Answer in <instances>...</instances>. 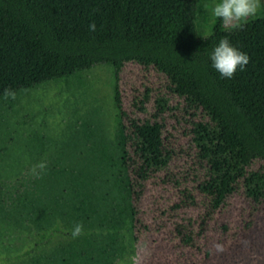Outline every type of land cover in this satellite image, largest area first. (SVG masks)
<instances>
[{
  "label": "trees",
  "instance_id": "trees-1",
  "mask_svg": "<svg viewBox=\"0 0 264 264\" xmlns=\"http://www.w3.org/2000/svg\"><path fill=\"white\" fill-rule=\"evenodd\" d=\"M196 7L197 0H0L1 105L45 84L82 82L99 66L113 78L108 135L85 118L81 133L72 127L60 145L37 141L50 149L39 177L29 162L16 179L0 168V221L34 227L42 242L60 234L97 245L92 261L103 264L104 246L144 226L140 201L153 177L173 178L179 195L199 193L211 209L236 191L264 196V12L233 30L214 19L200 37ZM221 36L249 56L230 79L208 58ZM127 63L162 76L160 93L145 91L124 107L118 79ZM76 223L82 230L73 237Z\"/></svg>",
  "mask_w": 264,
  "mask_h": 264
},
{
  "label": "rangeland",
  "instance_id": "rangeland-1",
  "mask_svg": "<svg viewBox=\"0 0 264 264\" xmlns=\"http://www.w3.org/2000/svg\"><path fill=\"white\" fill-rule=\"evenodd\" d=\"M213 3L197 0L193 10L200 37L211 29L214 18L208 9ZM263 12L261 0L255 16ZM81 79L45 84L19 95L11 105L0 104V168L7 167L12 179L27 170L23 164L48 159L50 149L41 150L38 140L60 145L72 127L81 133L85 118H94L106 135L111 131V72L99 66ZM162 84V76L152 68L127 63L118 79L122 105L138 102L145 91L150 96L160 93ZM174 183L163 175L147 182L140 201L144 226L125 232L122 242L104 246L101 263L264 264V196L254 199L236 191L211 209L199 193L192 192L193 199L179 195ZM180 198L186 202L174 208ZM37 230L0 221V264H97L92 261L97 245L91 248L60 234L42 242Z\"/></svg>",
  "mask_w": 264,
  "mask_h": 264
},
{
  "label": "clouds",
  "instance_id": "clouds-1",
  "mask_svg": "<svg viewBox=\"0 0 264 264\" xmlns=\"http://www.w3.org/2000/svg\"><path fill=\"white\" fill-rule=\"evenodd\" d=\"M261 0H214L208 11L214 19H219L221 25H228L229 28H241L249 17L255 16ZM90 31H95V22H90ZM210 65L221 78H232L239 69L243 71L249 61V56L233 45L227 36L221 38L213 45L208 53ZM47 161L40 160L31 165L29 171L34 177H39L46 170ZM82 225L76 223L71 234L76 237L80 234ZM219 247V245H217Z\"/></svg>",
  "mask_w": 264,
  "mask_h": 264
}]
</instances>
